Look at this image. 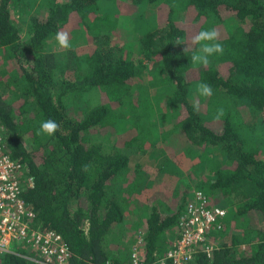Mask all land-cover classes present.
I'll use <instances>...</instances> for the list:
<instances>
[{"label":"trees","instance_id":"1","mask_svg":"<svg viewBox=\"0 0 264 264\" xmlns=\"http://www.w3.org/2000/svg\"><path fill=\"white\" fill-rule=\"evenodd\" d=\"M145 3L153 16L143 27L134 12ZM36 8L0 0V123L6 154L31 179L21 193L31 224L60 236L68 264H132L136 250L138 264H155L199 189L225 213L205 234L210 254L203 242L185 264H264V0H38ZM212 28L223 54L192 64V37ZM61 31L69 50L55 39ZM201 82L211 97L198 94ZM47 119L59 130L36 135ZM154 142L168 155L188 153V174L201 162L193 190L163 168V180L147 184L122 151ZM28 247L1 253L0 264H37Z\"/></svg>","mask_w":264,"mask_h":264},{"label":"built area","instance_id":"2","mask_svg":"<svg viewBox=\"0 0 264 264\" xmlns=\"http://www.w3.org/2000/svg\"><path fill=\"white\" fill-rule=\"evenodd\" d=\"M26 172L24 164L6 154L4 127L0 123V254L15 252L6 247L10 240H24L30 246V253L26 248L28 255L25 257L37 264H68V250L60 236L40 226L35 227L28 220L34 217V212L24 205L21 198L22 191L31 182ZM192 197L185 204L186 215L180 218L181 234L164 256L156 259L155 264H185L203 242V250L210 254L212 245L206 244L205 234L216 217L223 216L225 212L217 206L208 207V200L199 189L193 191ZM132 264H138L137 250Z\"/></svg>","mask_w":264,"mask_h":264},{"label":"rangeland","instance_id":"3","mask_svg":"<svg viewBox=\"0 0 264 264\" xmlns=\"http://www.w3.org/2000/svg\"><path fill=\"white\" fill-rule=\"evenodd\" d=\"M26 1L28 3H31V6L33 7V11L38 9V8H36V3L38 2V0H26ZM150 8L151 7L148 6L147 3H145L142 8H138L134 12L135 15L140 20L139 23H141L143 25V27L150 26V24H151V17L153 16V14H152V11L150 10ZM132 17H133V15L130 14L126 18H132ZM130 21L135 22L136 18H134L133 20H130ZM127 22H128V19H127ZM127 24H128L127 29L129 31L135 29L133 23L128 22ZM153 65H154L153 68L158 66L157 63L153 64ZM252 134L254 137L257 135V132L254 131ZM23 141H24V144L26 145V147L28 149H30L31 148V145H30L31 142H30L29 138L27 136H24ZM159 142L161 143V141H159ZM122 151L125 154H127V156H129V159H130L129 162L131 165L138 164L141 167L140 171L145 175L147 184H150V182L155 181L157 179H159L158 181L161 182L163 180L164 173H166V174L170 173L174 183L178 182L179 184H181L183 186V188L193 190L195 181H197V179H196L197 177H194V175L196 173L200 172L198 167H199L201 162L200 163L196 162L197 163V171H195V172L192 171L190 174H188L186 168H188L190 166L189 163L191 161V159H190L191 157L187 156L188 153H183V155H181V156H179L178 154L173 155V156L168 155L170 153L171 149L166 148V147L163 148L162 145H160L158 147L155 142L153 144H150L147 147L146 151L143 153H140L134 147L123 148ZM174 151H176L175 147H174ZM185 152H187V151H185ZM179 157H183V158H179ZM161 168H163V170L165 171L164 173H162L160 171ZM192 177H194V178H192ZM167 190H169L171 192L170 187H168ZM142 198L144 199V197H142ZM214 206H217V205L214 204ZM164 212H166V210L162 209L161 214H163ZM206 241L209 242L207 240V238H206ZM25 244H26V241H24V240L21 241V240L15 239V240H10L9 242H7L6 247L9 250L17 251L18 246H24ZM244 248H245V245L243 246V249ZM27 253L28 254L30 253L29 248L27 249Z\"/></svg>","mask_w":264,"mask_h":264},{"label":"clouds","instance_id":"4","mask_svg":"<svg viewBox=\"0 0 264 264\" xmlns=\"http://www.w3.org/2000/svg\"><path fill=\"white\" fill-rule=\"evenodd\" d=\"M55 39L61 49L69 50L71 48L67 32H57L55 34ZM191 43L199 46L198 49L192 52V64L208 66L211 63L209 59L210 57L213 55H222L224 51L223 46L220 43V34L214 28L199 31L192 37ZM184 51H186V49H184ZM197 92L203 97H211L213 95L212 85L207 82H201L197 85ZM194 109L198 111V105H194ZM223 115V109H217L216 118L219 119ZM58 130L59 124L55 120L47 119L41 122L36 135L46 134L51 137ZM88 167V165H84L82 166V170L87 171Z\"/></svg>","mask_w":264,"mask_h":264}]
</instances>
